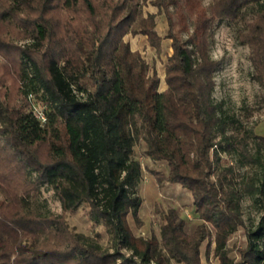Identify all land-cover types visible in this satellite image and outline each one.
Wrapping results in <instances>:
<instances>
[{"label": "trees", "instance_id": "trees-1", "mask_svg": "<svg viewBox=\"0 0 264 264\" xmlns=\"http://www.w3.org/2000/svg\"><path fill=\"white\" fill-rule=\"evenodd\" d=\"M207 1L0 0V264H202L206 241V259L214 243L216 264H264V221L247 232L243 262L227 248L245 226L243 197L264 211V137L257 124L246 128L220 113L213 99L218 63L209 53L216 25L236 23L257 5L236 40L251 49L253 79L264 90V0ZM146 5L157 13H143ZM129 34L157 52L169 42L163 92L157 73L125 41ZM102 59L115 65L114 80ZM109 82L122 104L105 117L98 97ZM30 96L43 106L45 123ZM140 142L147 157L166 163L167 175L153 173L157 181L188 190L201 221L188 235L175 209L163 213L160 238L169 258L157 238H137L128 225L142 205V168L134 159ZM223 154L258 172L241 176L232 162L221 165ZM40 185L54 191L62 215L34 207ZM82 205L111 235L113 251L68 227L64 215Z\"/></svg>", "mask_w": 264, "mask_h": 264}, {"label": "rangeland", "instance_id": "rangeland-1", "mask_svg": "<svg viewBox=\"0 0 264 264\" xmlns=\"http://www.w3.org/2000/svg\"><path fill=\"white\" fill-rule=\"evenodd\" d=\"M207 5L209 1L203 0ZM259 7L252 5L244 10L242 18L229 24L227 21L219 23L213 30L210 39L209 53L211 59L218 63L217 70L214 74L215 89L213 99L220 108V113L228 120L235 119L246 128L257 124L255 133L264 137V90L258 82L253 79L254 67L252 63V52L248 46L241 45L236 40V32L243 28L244 20H251L257 15ZM145 14H156L157 10L152 5L143 7ZM157 32L164 37L167 32V23L164 15L156 18ZM129 42L132 51L140 53L142 59L148 66L150 72L155 71L160 79L159 92L166 89L165 85V67L167 57L171 54L169 42L162 40V51L157 52L152 49L146 38L131 34L125 37ZM23 44L20 42V45ZM100 68L107 72L112 80L115 79L116 67L112 62H99ZM82 97V96H81ZM101 113L105 117L114 115L122 104L120 95L114 90L112 83H104L98 97ZM253 148L254 145L252 144ZM46 154L42 149L41 155ZM264 156V152H263ZM134 159L139 161L142 168V179L137 186V193L142 199V205L139 209V220L128 217V222L133 235L137 238L150 239L157 238L159 241L158 250L165 257L169 258L167 251L161 243V222L163 213L170 209H175L179 216L185 220L184 231L186 234H192L201 221L197 219L193 198L191 193L178 184L157 181L156 175L168 174V168L165 162L152 161L146 156V145L140 142L135 146ZM233 163L237 172L241 176H251L258 170L252 167H241L237 164L235 154L222 155L221 165ZM35 173L30 174L29 179L36 180ZM34 207L45 213H51L56 216L63 214L61 204L54 194V191L47 185H40V191L36 198L33 199ZM89 207L82 205L74 212H67L65 220L68 227L78 234H83L92 238H97L102 248L113 251L114 242L112 237L107 233L104 226L94 223L89 217ZM243 218L245 221L244 228H241L234 234L227 245L231 257L237 262H243L240 251L247 246V232L255 231L259 224L264 221V211L255 205L248 196L242 200ZM210 228V227H209ZM211 230V228H210ZM264 243V241H263ZM210 243L207 241L201 248L202 264H216L218 260L214 257L215 245L209 246V258L206 259L207 247ZM124 254L130 256L131 253L124 250ZM171 264H178L175 260L170 259Z\"/></svg>", "mask_w": 264, "mask_h": 264}, {"label": "built area", "instance_id": "built-area-1", "mask_svg": "<svg viewBox=\"0 0 264 264\" xmlns=\"http://www.w3.org/2000/svg\"><path fill=\"white\" fill-rule=\"evenodd\" d=\"M29 100L33 106V112H34V116L41 122V123H45L46 122V114L44 113V108L43 106L38 103L35 102L36 100L33 98V96L29 97Z\"/></svg>", "mask_w": 264, "mask_h": 264}]
</instances>
